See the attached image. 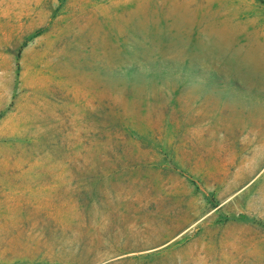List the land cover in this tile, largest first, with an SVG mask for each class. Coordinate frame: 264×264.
I'll use <instances>...</instances> for the list:
<instances>
[{"label": "rangeland", "instance_id": "rangeland-1", "mask_svg": "<svg viewBox=\"0 0 264 264\" xmlns=\"http://www.w3.org/2000/svg\"><path fill=\"white\" fill-rule=\"evenodd\" d=\"M0 264H264V0H0Z\"/></svg>", "mask_w": 264, "mask_h": 264}]
</instances>
